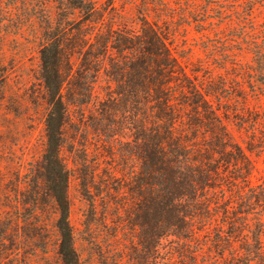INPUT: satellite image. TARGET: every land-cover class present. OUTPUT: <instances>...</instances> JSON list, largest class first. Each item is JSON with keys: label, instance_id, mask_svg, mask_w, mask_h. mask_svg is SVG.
I'll use <instances>...</instances> for the list:
<instances>
[{"label": "rangeland", "instance_id": "rangeland-1", "mask_svg": "<svg viewBox=\"0 0 264 264\" xmlns=\"http://www.w3.org/2000/svg\"><path fill=\"white\" fill-rule=\"evenodd\" d=\"M56 1L0 0V232L5 237L0 264H63L58 210L44 181L49 106L39 56L47 15L57 14ZM94 1L98 20L84 24L91 40L87 36L83 52L71 58L63 86L67 121L60 155L69 174V219L81 264H227L211 245L212 227L201 232L207 245L196 251L168 232L156 243L152 214L146 230L138 226L143 213L131 188L141 169L134 152L139 118L125 96L116 95L119 87L106 72L118 54L110 52L96 69L81 62L98 53L99 40L109 31L135 42L145 22L169 32L168 48L189 83L209 93L225 130L248 158L240 169L235 161L221 162L218 221H212L230 232L229 223L241 225L237 218L249 216V225L238 228L234 239L242 252L263 210L253 205L250 215L240 214L264 191V0ZM98 31L105 35L97 42ZM72 36L70 30L69 41ZM124 68L126 81L135 71ZM181 116L186 122L195 114L184 105ZM210 137L203 129L197 139L207 146Z\"/></svg>", "mask_w": 264, "mask_h": 264}, {"label": "trees", "instance_id": "trees-1", "mask_svg": "<svg viewBox=\"0 0 264 264\" xmlns=\"http://www.w3.org/2000/svg\"><path fill=\"white\" fill-rule=\"evenodd\" d=\"M56 3L57 14L55 17L50 13L47 15L39 51L40 78L49 106L45 120L44 181L58 210L56 227L60 258L63 264H81L69 219V174L60 155L67 121L63 86L71 58L83 52L87 36L91 40L92 35L84 32V24H95L100 11L94 0H57ZM0 11L4 12L1 5ZM70 30L73 36L69 41ZM99 31L95 35L97 42L100 35H105ZM112 34L109 31L107 37H101L98 53L92 58L87 55L81 65L87 70L96 69L104 62L103 59H109L110 52L118 54L119 58L112 60L110 70L106 69V72L119 87L116 95L119 98L125 96L139 118L134 152L141 169L135 180L137 186L131 188L138 196L137 205L143 213L138 226L146 230L151 220L148 217L152 214L155 217L152 227L156 229L152 237L156 243L158 240L160 244L168 232L196 251L202 250V243L206 244V241H201V232H208L212 227L215 235L211 245L227 264H264V191L261 195L254 194L251 197L254 204L249 203L246 206L251 208L240 213L250 215L253 205L263 207L262 215L255 222L253 237L245 236L242 252L234 247V239L238 228L249 225V216L248 219L237 218L243 223L241 225L236 221L229 223L230 232H225L219 224L213 227L212 221H218L221 200L217 190L221 185V162L235 161V166L240 169L245 168L248 158L225 130L214 105L207 99L209 93L204 94L197 84L189 83L180 62L168 48L169 32L145 22L140 36H136L138 42L121 32L116 37ZM94 46L90 44L91 49ZM128 66L135 73H127L124 81L125 73L121 70ZM184 105L195 114L186 122L181 116ZM185 124L187 127L182 130L181 126ZM203 129L211 136L207 146L199 144L197 139ZM224 155L229 161L222 159ZM167 228L166 232L163 231ZM4 245L5 237L0 232V249ZM227 252L229 258L226 257Z\"/></svg>", "mask_w": 264, "mask_h": 264}]
</instances>
